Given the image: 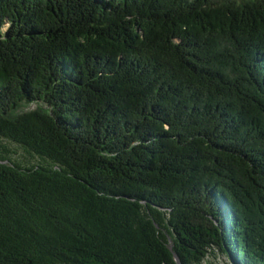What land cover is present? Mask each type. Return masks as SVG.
I'll return each instance as SVG.
<instances>
[{"label":"trees","instance_id":"16d2710c","mask_svg":"<svg viewBox=\"0 0 264 264\" xmlns=\"http://www.w3.org/2000/svg\"><path fill=\"white\" fill-rule=\"evenodd\" d=\"M215 247L264 264V0H0V264Z\"/></svg>","mask_w":264,"mask_h":264},{"label":"rangeland","instance_id":"374dc122","mask_svg":"<svg viewBox=\"0 0 264 264\" xmlns=\"http://www.w3.org/2000/svg\"><path fill=\"white\" fill-rule=\"evenodd\" d=\"M204 264H237L233 261V259L229 256L227 252H222L217 247L214 248V251L209 253L206 259L204 260Z\"/></svg>","mask_w":264,"mask_h":264},{"label":"water","instance_id":"95a60500","mask_svg":"<svg viewBox=\"0 0 264 264\" xmlns=\"http://www.w3.org/2000/svg\"><path fill=\"white\" fill-rule=\"evenodd\" d=\"M176 259H177V261L179 262V257L176 255Z\"/></svg>","mask_w":264,"mask_h":264}]
</instances>
